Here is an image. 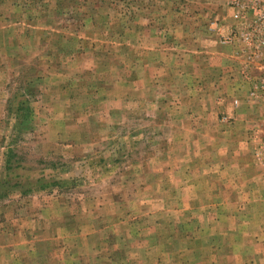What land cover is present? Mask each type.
<instances>
[{"label": "rangeland", "instance_id": "rangeland-1", "mask_svg": "<svg viewBox=\"0 0 264 264\" xmlns=\"http://www.w3.org/2000/svg\"><path fill=\"white\" fill-rule=\"evenodd\" d=\"M228 13L0 0V264H264V99L219 71Z\"/></svg>", "mask_w": 264, "mask_h": 264}, {"label": "built area", "instance_id": "built-area-1", "mask_svg": "<svg viewBox=\"0 0 264 264\" xmlns=\"http://www.w3.org/2000/svg\"><path fill=\"white\" fill-rule=\"evenodd\" d=\"M226 6L231 17L246 26L226 37L224 44L238 49L242 76L251 81L250 94L264 99V0H226Z\"/></svg>", "mask_w": 264, "mask_h": 264}, {"label": "crops", "instance_id": "crops-1", "mask_svg": "<svg viewBox=\"0 0 264 264\" xmlns=\"http://www.w3.org/2000/svg\"><path fill=\"white\" fill-rule=\"evenodd\" d=\"M228 14H229V17H230L228 19V22H230L229 23L230 24V27L232 26L231 24H233V26H235L236 25L235 20L230 16V13H228ZM205 44L207 45L208 43H203V45H205ZM228 48H226V49L229 51V53H230L229 55H231V53H232V55L235 56V58L234 57L229 58V55H228L224 59H223V57H220V60L218 62V57H215L214 59H216V63L217 62L218 63H221V66H220L219 71L223 74V76L225 77V79H227V81L229 83V86L230 87H233L232 89L230 87H228V89H230V93H234V90L233 89L235 87V90H237V92H235V93H239V91L241 89H243L245 91V93L248 94L249 93V90L251 89V85L250 84L248 85L247 82L244 80V77L242 76V70L240 69V66H241V63L242 62H241V60L239 58H237V56L235 55V53L232 51L233 49H231V47H228ZM235 49H236V52H237V48L236 47H235ZM197 60H198L197 61V65H196L197 77H200V71H201L200 64H201V61H204V60H200L199 57H197ZM205 62L203 64H205ZM240 79L243 81V83L241 82ZM241 93H243V92H241ZM230 157L232 159H234L235 163H236V160L239 163L240 154H238V155L236 154L235 156H230ZM229 171H230L229 172L230 175H234L235 176L232 181H235V187H236L235 188V191L236 190L238 191V189L240 188V185L243 183L242 182V179H241V174H243V171H241V167L240 168L237 167V168H235L233 170L232 169H229Z\"/></svg>", "mask_w": 264, "mask_h": 264}]
</instances>
